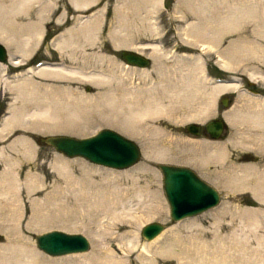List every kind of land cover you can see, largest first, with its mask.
Masks as SVG:
<instances>
[{"label":"rangeland","instance_id":"1","mask_svg":"<svg viewBox=\"0 0 264 264\" xmlns=\"http://www.w3.org/2000/svg\"><path fill=\"white\" fill-rule=\"evenodd\" d=\"M1 1L8 5L11 3V0ZM72 1L75 0H33L32 7L17 17L18 23H15L16 27L14 26L13 30L18 31L20 26L24 31L33 30L32 41H38V45L36 44L37 48L34 45L32 51L29 49V54H19L13 48L7 47L9 54L15 53L8 58L7 62L0 63L3 66H0V73L3 77L0 78V111L2 110L0 125L10 112V106L14 105L11 99L13 94L9 92L7 81L17 79L16 75L26 73L29 67L38 61L62 63L68 68H77L84 72L102 71L106 74L117 75L124 81L130 77L129 81L132 80L130 81L132 84L128 83L129 86L140 84L154 88L152 96L156 94V97L166 102L168 100L164 98L166 94L162 87L167 86L172 96V90L175 87L191 83L192 77L186 74L190 66L185 63L190 64L192 61L182 56L191 54L193 49L183 44V28L186 21L195 20L197 0H78L85 1L84 3L91 2L84 9L75 6L77 0L74 3ZM5 14L0 8V17L3 21ZM182 16H185L186 20H183ZM2 20L0 19V23L3 24ZM121 25L124 31L127 30L125 33L129 36L126 37L129 42L132 40L134 47L147 43L149 45L158 44L161 50L163 49L152 53L150 49L137 50L131 48L130 45L127 47L151 57V64L148 67L129 66L121 60L120 50L126 46L116 49L111 38L113 33L120 30ZM17 33L20 34V31ZM26 33L22 35V38L27 36ZM235 38L236 36L228 37L224 47ZM65 40L68 46L59 52L56 46ZM111 60L116 65L113 61L110 63ZM204 68L206 75L202 78L197 75V80L202 87L214 86L213 79L217 76L231 78L230 81L234 85L238 81L239 87L236 91H228L220 95H214L209 90L201 88L200 91H202L199 94L201 99L198 98V103L196 99L193 101L198 106L201 101L208 106L207 110L205 109L207 111L205 116L202 117L205 118L203 120H185L183 109H189L181 107L169 115L157 114L146 119L143 122L144 127L147 126L146 130L139 135L125 131L126 134L116 127L104 124L92 125L78 136L64 131L44 132L17 126L1 133L0 148L5 156L2 155L4 156L2 158L0 155V172L5 169V158L7 157L8 164L13 161L14 165L16 162L14 171L20 183L17 190L13 191L10 203H2L3 205L0 203V218H6V211H10L9 222L0 220V249L10 248L20 243L41 252L47 259L56 260L47 264H77L82 257L91 253L96 247L100 249V258H108L112 255L111 249L118 248L119 235L124 233H136L139 243L146 244L149 241L141 236V228L147 223L159 222L164 224L165 229L157 236L160 237L158 239L166 235V240L175 241L177 244L165 255L157 257L161 259V264H177L175 253L177 249L181 250L189 246V238H197V243L201 246L204 256L203 264H264V199L263 201L257 200L253 195V191H257L259 189L257 186L261 185V182H258V176L264 183V83L258 77L249 78L242 69L236 72H225L213 58H208ZM5 72L8 75L4 76ZM124 72L126 75H123ZM142 72L150 74L149 80L142 79ZM10 74L12 76H9ZM249 79L255 81L256 86L262 90L259 95L248 91L246 82ZM210 80L212 83H209ZM32 82L38 85L36 91L38 94L46 92L49 84V87L64 84L61 81L36 76L33 77ZM69 84L74 91H79L86 96L103 94L108 90L106 86L96 87L84 80H73ZM112 85L117 86L115 83ZM86 86H89L90 90H86ZM155 87L159 89L156 90ZM223 94H229L231 99L229 106L220 104L219 98ZM217 110H219L218 113ZM233 112H240L239 116L232 117L230 120L226 119L225 113L232 116ZM253 114H258L256 116L261 118L262 124L252 121L250 115L253 116ZM219 115L225 118L227 124V129L219 139H211L202 132L199 135H192L185 129L188 123L203 125ZM103 128L113 129L135 141L141 150L139 161L125 169H112L93 164L84 158L66 157L48 146L39 145L35 140L38 135H50V133L86 137ZM19 138H24L25 141L28 139L27 143H31L28 156L21 155V145L17 143ZM14 146L16 152L12 150ZM146 151L158 155L162 152L165 159H146L144 157ZM206 151H212L213 156L201 159L200 155H204ZM160 163L187 166L193 169L202 179L219 191V203L200 214L172 221L162 187V175L157 167ZM143 164L148 165V170L138 172V168ZM135 172H138L136 176L138 182L132 184L131 175ZM29 176L36 180L32 188L34 190L26 188L25 181ZM73 180L82 186H77ZM146 181L149 182L153 191H157L156 200L162 208L161 216L150 220L142 216L133 219L130 215L139 214V205L133 193H124V191L133 188L132 185L144 191L142 189ZM70 211L74 213L70 215ZM36 213L44 216L49 221V225L41 229L33 228L31 224L35 221ZM50 213L53 218L47 219ZM52 220H74L85 224L86 228L83 230L69 229L67 226L54 224ZM128 221H131V224L127 225ZM50 230L83 234L89 239L90 248L82 253L50 256L38 249L34 241V235ZM140 250L136 248L129 254L118 252L112 256L118 258L121 264H143L137 258Z\"/></svg>","mask_w":264,"mask_h":264},{"label":"bare ground","instance_id":"2","mask_svg":"<svg viewBox=\"0 0 264 264\" xmlns=\"http://www.w3.org/2000/svg\"><path fill=\"white\" fill-rule=\"evenodd\" d=\"M84 2L85 1L77 0L75 6L82 7V9H84L85 7H88L89 3H91L90 1H88V3H84ZM33 4H34L33 0H11V3L9 5L4 3L0 6L1 12L3 10L4 13H6L5 15H3L5 17V18L3 17L4 21L0 17L2 22H4L3 24L0 23V42L5 44L6 47L13 48L15 52L19 54H23V53L29 54V51L30 50L32 51V49H34L32 47L35 45L34 47L37 48L36 46L38 45L37 44L38 41L36 42L32 41L33 30L26 31L27 30L26 29L24 31L21 29L22 28L21 26L18 31L13 30L15 23H18L16 21L17 17L19 15H22V13L27 12V10L30 9ZM182 17L184 20L185 16ZM90 21L92 20L90 19ZM122 27L123 26L121 25L120 30L119 31L117 30L116 31L117 33H113L111 36L112 40L114 41V46L116 49L121 46L124 47L126 46L125 48H127L130 45L131 48L137 50L150 49L152 53L154 51L160 52L163 50V49L161 50V47L158 44L149 45L146 43L141 46L139 45L138 47H134V45L131 42L132 40L129 42L128 38L126 37L129 36L126 35L125 33V31L127 30L124 31ZM19 31L20 34L17 33ZM24 33H26L27 36L22 38V35H24ZM234 36H236V38L230 40L228 42V45L224 47V45L226 44V39L228 37H234ZM65 42H67V40L57 44L56 49H59L60 50V51L58 50L59 52H62V50H64V48L68 46L67 43ZM183 44L193 49L191 54H184L182 56L184 59L187 58V59H191L192 61L190 64L185 63L186 65L190 66L188 69V73L186 74L187 76L192 77V80L190 79L191 83H186L185 86L181 85V87L179 86L178 88L175 87L177 89L174 88V90H172L173 91L172 96H170V92L166 88L167 87L166 85H165L166 87H162V89L166 94V95L164 94L165 95L164 98L168 100V102L162 101L161 98L155 96L156 94L152 96L154 88L152 89L150 87L142 86L140 84L129 86L130 84L128 85V83L132 84V82H130L132 80L129 81L130 77L128 78V80L124 81L123 78L118 77L117 75L115 76L114 74H106L105 72L102 71L84 72L77 68H68L62 63L58 65L55 64L41 65L35 69L29 68L26 71V73L16 75L18 77L17 79L13 81L6 80L7 83L9 82L8 85L9 92L11 91L13 94V95L11 94L12 95L11 99L13 100L12 105L13 104L14 105L10 106L11 107L10 112H8V115L4 118L2 124L0 125V134L4 133L7 129L9 130L10 128L12 129V127L17 126L18 128L19 127L28 128V129L33 128L38 131H44V132L64 131V132L73 133L75 135L77 134L78 136L79 134H83L85 131H87V129L92 125L104 124V125L116 127L124 132L128 131V133L130 132V134L132 133L139 135L141 134V132L146 130L147 126L144 127L143 125V122L146 119L152 118L157 114L169 115L171 112H174V110H176L177 108L179 109L181 107H188L189 109V110L183 109L184 111L183 118L185 120L205 119L202 117L205 116L208 106H205L204 103H202L203 101L200 102L199 106L194 104L193 101L194 99H196L195 101L198 103L199 102L198 98L201 99L199 95L202 91V90L200 91L201 88L204 90H209L214 95H220L228 91H236L237 87H239L238 86L239 83H236L234 85L233 83H218V82L216 83L215 81L213 82L214 86L212 87H205V86L202 87L201 83L197 80V75L200 78L206 75L204 66L208 58H213L214 60H216L217 65L225 72H236L242 69V71H244L249 78L256 79V77H258L262 79L264 83V0H197V5L195 9V20L186 21V25L183 28ZM15 52H11V54H9L10 56L9 58H11V55H13V53ZM112 61L113 60H111L110 63H112ZM113 64L116 65L114 61ZM17 65H21V64H17ZM0 66L3 67L1 64ZM123 75H126V73L124 72ZM149 75L150 74H147L145 72L141 73V77H143L142 79L144 80H149V78L151 77V76L149 77ZM34 76L44 77L55 81H61L64 82V84L55 85V86L52 85L51 87H49L50 86L49 84L46 92L42 93L41 91L42 94L39 93L40 94L39 95L36 92L38 85H34V83L32 82ZM1 77L2 76L0 73V78ZM73 80L76 81L84 80L86 81V83H90L91 85L96 87L106 86L108 90H106L107 92L106 93L104 92L103 94L101 93L92 96L89 95L86 96V94L79 93V91L76 92L72 89L69 82H72ZM210 82L211 80L209 81V83ZM114 83L117 86L112 85ZM157 89L159 88H156V90ZM155 93H157V91ZM261 105L260 107L263 106ZM234 112L232 116H230V114L228 113L227 114L225 113L226 119L230 120L232 119V117L237 118L240 112L239 113H234ZM256 115L253 114V116L250 115V117L252 118V121L254 120L256 124H260L262 122L260 120L261 118L259 119V116ZM260 115L262 117L263 115L262 112ZM263 140H264V136H263ZM27 141L28 139L25 141L24 138L23 139L19 138V140L17 141L19 146L21 145L22 150L20 153L24 157L28 156L31 150V145H30L31 143L28 144ZM12 150L14 151L16 150L15 146L14 148H12ZM211 150L213 151V149ZM212 151H206L204 155H200V158L204 159L207 158L206 156L209 157L213 156ZM4 154L5 153L0 148L1 157ZM144 157L146 159H153V160L165 159V155L162 154V152H159L158 155L155 153L151 154L149 151H146L144 153ZM5 159H6L5 169L0 172V200H2L0 202L1 204L10 203V199L12 197L13 191L17 190L20 183L18 176L15 173L16 171H14V165L16 164V162L14 165L12 163L13 161L11 162V164L10 163L8 164L7 161L9 160H7V157ZM146 170H148V165L146 166V164H143L140 168H138V172H142ZM138 172H135L134 174L131 175L132 184L138 182L136 178ZM34 181H36L34 177H30V176L27 177L25 181V185L28 190H31L35 186ZM73 182L76 183L77 181L73 180ZM258 182H261L260 183L261 185L257 186L260 190L257 189V191L256 190L253 191V195L257 198V200L263 201L264 183H262L263 181L260 176H258ZM76 184L77 186L79 185V187L82 186L80 183L79 184L76 183ZM132 186L133 188H131L130 190H125L124 193L131 192L134 194V196L137 199L140 210L138 212L139 213L138 215L133 213L130 215V217L134 219L137 218L138 216H142L145 217V219L147 220L160 217L162 208L159 206V203L156 200L157 191L155 192L151 189V185L149 184V182L146 181L145 184L143 185L142 190L144 191H141L135 185ZM35 203L36 202H34V204ZM6 207H8V205ZM9 212L10 211H6L7 213L6 218L1 217L0 220H5V221L7 220L6 222H9V218H8ZM11 213L13 214L12 211ZM73 213L74 212L70 211V215ZM65 214L67 215V211L65 212ZM35 215H36L35 221H33L34 223L31 224L32 226H34L33 228L41 229L49 225L48 224L49 221H47L44 216H41L38 213H36ZM48 216L47 219L53 218L52 213H50L49 217ZM52 221L54 222V224H61L62 226H67L69 229L83 230L86 228L85 224H80L74 220H70L71 222L69 220L68 221L52 220ZM128 224H131V221H128L127 225ZM119 237H120V241L118 242V248L117 249L112 248L110 251L111 254L114 255L117 254L118 252H121L123 254H129L131 251L136 250V248H138L139 250L140 249L141 250L137 254V258L143 264H161V259L157 257L165 255V253L168 252V250L174 248V245H177L175 241L166 240L167 239L166 235H164L160 240L158 239L160 237L157 238L155 237L156 239L154 238L153 241L150 240L144 245L139 243V237L138 234L136 233H132V232L124 233L119 235ZM189 239H190L188 242L189 246H185V249H181V250L177 249V253H175L177 264H203L204 256L202 255L201 246L199 245V243H197V238H189ZM8 245H11V243L10 244L8 243ZM7 248L0 249V264H47L49 262L56 261V260L47 259L45 255H43L41 252L33 250L34 249L33 247H32L33 249H31L28 248L26 245L20 243L8 249ZM99 253H100V249L96 247L91 253L82 257L77 264H121L120 263L121 261L120 260L118 261L117 260L118 258H116L115 256L111 255L108 258H100ZM57 262L65 263L63 261H57Z\"/></svg>","mask_w":264,"mask_h":264},{"label":"water","instance_id":"3","mask_svg":"<svg viewBox=\"0 0 264 264\" xmlns=\"http://www.w3.org/2000/svg\"><path fill=\"white\" fill-rule=\"evenodd\" d=\"M8 54L7 47L0 42V62H4ZM120 58L127 65L139 68L148 67L151 61L149 56L128 48L120 50ZM219 82L228 81L219 79ZM86 90H90V87L87 86ZM221 102L227 106L224 98ZM224 123L220 119L209 120L204 124L205 131L211 138L218 139L222 136ZM185 129L189 134L199 135L201 125L192 122L186 124ZM35 140L39 145L48 146L66 157L84 158L93 164L112 169L128 168L136 164L141 156L140 147L135 141L110 128L100 129L86 137L50 134L38 135ZM157 167L162 175V187L172 221L200 214L219 203V191L193 169L162 163L157 164ZM164 229V224L150 222L141 228L140 234L150 241ZM34 241L38 249L50 256L82 253L90 248V241L85 235L61 230L36 234Z\"/></svg>","mask_w":264,"mask_h":264},{"label":"flooded vegetation","instance_id":"4","mask_svg":"<svg viewBox=\"0 0 264 264\" xmlns=\"http://www.w3.org/2000/svg\"><path fill=\"white\" fill-rule=\"evenodd\" d=\"M8 60V59H7ZM7 60H5V62H7ZM4 70H5V68H4ZM13 71V70H12ZM4 76H6V75H8V74H6V72L3 74ZM9 76H12V74H10ZM218 77H220L221 79H223V80H227L228 82L227 83H231L230 82V80H231V78H225V77H222V76H218ZM246 85H247V88H248V91L250 92V93H252V94H260V92H262V90H260L257 86H256V84H255V82L253 81V80H251V79H249V81H247L246 82ZM87 87V86H86ZM264 92V91H263ZM225 99V102L227 103V105L229 106L230 105V103H231V99L229 98V94H223L222 96H220V98H219V102H220V104L222 105V99ZM223 106V105H222ZM6 112V111H5ZM219 112V110H217V113ZM2 113V110L0 111V114ZM214 120L215 119H220V120H222V119H224L223 118V116L221 115H219V116H217V117H215V118H213ZM212 119V120H213ZM227 129V124H226V122L224 123V129H223V132H225V130ZM201 132L202 133H204V134H206V135H208V133L205 131V127H204V124L203 125H201V130H200V134H201ZM223 132H222V134H223ZM209 136V135H208Z\"/></svg>","mask_w":264,"mask_h":264},{"label":"trees","instance_id":"5","mask_svg":"<svg viewBox=\"0 0 264 264\" xmlns=\"http://www.w3.org/2000/svg\"><path fill=\"white\" fill-rule=\"evenodd\" d=\"M49 37V35H47Z\"/></svg>","mask_w":264,"mask_h":264}]
</instances>
